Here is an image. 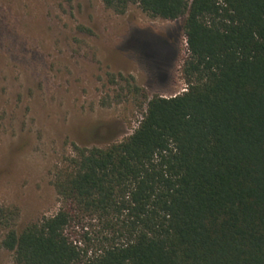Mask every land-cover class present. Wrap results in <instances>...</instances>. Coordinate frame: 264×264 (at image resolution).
I'll list each match as a JSON object with an SVG mask.
<instances>
[{"label":"trees","instance_id":"obj_1","mask_svg":"<svg viewBox=\"0 0 264 264\" xmlns=\"http://www.w3.org/2000/svg\"><path fill=\"white\" fill-rule=\"evenodd\" d=\"M184 18L187 89L152 97L138 127L105 148L73 146L54 174L60 208L0 248L15 264H264V0H103ZM102 229L95 250L65 231Z\"/></svg>","mask_w":264,"mask_h":264},{"label":"rangeland","instance_id":"obj_2","mask_svg":"<svg viewBox=\"0 0 264 264\" xmlns=\"http://www.w3.org/2000/svg\"><path fill=\"white\" fill-rule=\"evenodd\" d=\"M183 24L135 4L118 14L103 0H0V205L16 211L15 230L58 212L54 174L74 145L120 142L152 97L186 91ZM102 232L89 220L65 231L92 252ZM0 264L12 253L0 248Z\"/></svg>","mask_w":264,"mask_h":264}]
</instances>
